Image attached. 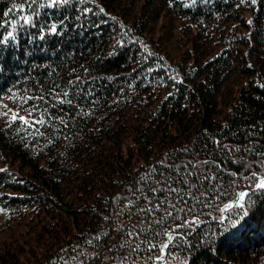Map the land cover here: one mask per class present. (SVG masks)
Instances as JSON below:
<instances>
[{
  "label": "trees",
  "instance_id": "trees-1",
  "mask_svg": "<svg viewBox=\"0 0 264 264\" xmlns=\"http://www.w3.org/2000/svg\"><path fill=\"white\" fill-rule=\"evenodd\" d=\"M12 2L0 0V20L10 18L3 13ZM186 3L97 0L107 15L89 14V20L107 23L81 30L69 20L63 37L39 42L47 52L28 45L22 34L18 60L7 49L0 105L16 111L9 88L22 92L37 80L63 81L73 72L96 78L98 102H79L87 114L66 108V126L57 121L36 142L25 143L0 121V169L6 170L0 172V264L90 261L86 253L103 251L120 238L112 228L129 223L127 216L115 222L101 216L151 164L206 142L211 147L209 137L246 144L245 132L252 131L264 144V0L239 7L240 0ZM79 7L41 9V18H62L65 11L75 17ZM25 48L33 55L25 57ZM210 227L222 231L216 222ZM207 228L188 238L192 247L176 249L191 264H264V198L239 231L225 233L227 240L202 244L200 232ZM102 232L110 235L96 241Z\"/></svg>",
  "mask_w": 264,
  "mask_h": 264
},
{
  "label": "snow or ice",
  "instance_id": "snow-or-ice-1",
  "mask_svg": "<svg viewBox=\"0 0 264 264\" xmlns=\"http://www.w3.org/2000/svg\"><path fill=\"white\" fill-rule=\"evenodd\" d=\"M211 2L190 0L184 6L192 8L197 3ZM256 2L240 0L237 7L243 3L254 5ZM74 4L80 6L75 17L65 11L62 18L53 19L51 13L47 19L41 18V9L59 11L71 9ZM90 5H95V8ZM89 14L107 15L97 0H13L11 7L3 13L4 17L10 18L0 20V72L4 71L9 47L13 49V58L19 59L17 53L22 47V34L26 36L28 45L47 52L39 42H45L48 37H63L68 31L69 20L74 19L76 23L73 28L81 30L107 23V20L90 21ZM111 19L115 20L114 17ZM32 29L38 32H31ZM123 46L124 42L120 41L119 47ZM115 47L112 54H116ZM49 54L55 56L56 53L53 51ZM32 55L33 52L25 48L24 56ZM33 67L51 68V64H33ZM87 71L85 68L84 72ZM51 75L50 72V78ZM182 82L173 78L174 84ZM95 84L96 78L73 72L63 81L49 79L48 84H44L37 80L33 89L22 92L9 88L7 99L14 104L16 111L0 105V121L8 129L19 132L25 143L28 138L36 142L38 137L51 134L57 121L66 126V108L79 109L80 114H87L80 108L79 102L87 99L90 106L98 102L94 98ZM90 97L92 99H88ZM3 98L0 96V99ZM220 135L223 136V129ZM245 136L249 138L246 144L228 143L227 137H209L211 147L206 142L199 150L185 148L181 155L186 154L188 158L166 155L133 178L123 190L128 194L117 195L112 210L101 216L105 222H115L121 216H127V228L123 224L112 228L120 238L103 245V251L86 253L91 260L81 261V264H191L190 259L181 257L176 249L192 247L188 238L197 229L208 225L200 232V237L201 243L209 247L220 236L227 240L225 233L229 229L239 231L249 216V209L257 199L264 198V144L259 143L258 133L246 131ZM229 164L234 167H229ZM4 171L0 169V172ZM212 222H216L222 231L218 233L211 229ZM109 235V232H102L94 239L100 241ZM87 243L92 244L93 241L87 240Z\"/></svg>",
  "mask_w": 264,
  "mask_h": 264
}]
</instances>
